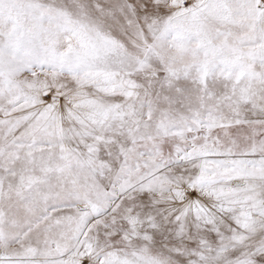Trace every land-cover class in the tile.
Returning a JSON list of instances; mask_svg holds the SVG:
<instances>
[{"label": "snow or ice", "instance_id": "1", "mask_svg": "<svg viewBox=\"0 0 264 264\" xmlns=\"http://www.w3.org/2000/svg\"><path fill=\"white\" fill-rule=\"evenodd\" d=\"M0 264H264V0H0Z\"/></svg>", "mask_w": 264, "mask_h": 264}]
</instances>
